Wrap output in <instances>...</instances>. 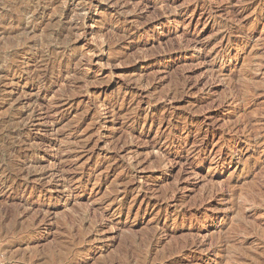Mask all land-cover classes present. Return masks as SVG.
<instances>
[{
	"label": "rangeland",
	"instance_id": "obj_1",
	"mask_svg": "<svg viewBox=\"0 0 264 264\" xmlns=\"http://www.w3.org/2000/svg\"><path fill=\"white\" fill-rule=\"evenodd\" d=\"M89 1L0 0V264H264V0Z\"/></svg>",
	"mask_w": 264,
	"mask_h": 264
},
{
	"label": "bare ground",
	"instance_id": "obj_2",
	"mask_svg": "<svg viewBox=\"0 0 264 264\" xmlns=\"http://www.w3.org/2000/svg\"><path fill=\"white\" fill-rule=\"evenodd\" d=\"M106 1V0H105ZM109 1V0H108ZM17 2V1H16ZM90 2V7H91V5H94V7H97V5L95 6V4H97V3H99V2H102V0H90L89 1ZM86 4V3H85ZM108 4V3H107ZM4 6H5V4H4ZM43 6H44V4H43ZM3 7V6H2ZM86 8H87V6H85ZM90 7H88L87 9H85V11H88V9L90 8ZM35 11H37V10H35ZM41 11H42V9H41ZM44 11V10H43ZM84 12V11H83ZM12 13H14V12H12ZM41 13V12H40ZM62 13V12H61ZM60 15V14H59ZM62 15V14H61ZM63 16H65V15H63ZM67 16H68V14H67ZM1 17V16H0ZM8 18V17H7ZM61 18V17H60ZM59 18V19H60ZM10 19H11V17H10ZM74 19V18H73ZM9 21V20H8ZM8 21H6V22H8ZM16 21H18V20H16ZM34 21V20H33ZM72 22H73V20H71ZM74 21H75V19H74ZM15 22V21H14ZM29 22V21H28ZM71 22V23H72ZM0 23H1V21H0ZM26 23V22H25ZM33 23V22H32ZM6 24V23H5ZM8 24H6V26H7ZM12 25V22H11V24H10V26ZM75 26V23L73 22V24H71V26ZM79 25V24H78ZM1 26V25H0ZM29 26V25H28ZM68 26H70V25H68ZM5 27V26H4ZM65 27H66V25H65ZM7 28V27H6ZM20 28V27H19ZM32 28V27H31ZM73 28V27H72ZM75 28V30H77V24H76V26L74 27ZM25 29V28H24ZM24 29H23V31H24ZM66 30V29H65ZM68 30V29H67ZM72 30V29H71ZM22 31V32H23ZM27 30L25 29V31L24 32H26ZM29 31V30H28ZM28 31H27V33H28ZM31 31V30H30ZM32 31H34V30H32ZM31 31V32H32ZM65 32V31H64ZM71 32V31H70ZM12 33H14L13 32V27H10L7 31H6V29L4 28V31H2L0 34H2L3 35V37H4V39L6 38L7 40L5 41V42H7L9 39L11 40V35L10 34H12ZM66 33H68V32H66ZM17 34H18V32H17ZM21 34V33H20ZM29 34V33H28ZM28 34H26V36L28 35ZM85 34V33H84ZM16 35V34H15ZM72 35H73V33H72ZM13 36V35H12ZM67 36V35H66ZM76 35H74L73 37H75ZM15 37V36H14ZM21 37V36H20ZM46 37V36H45ZM56 37V36H55ZM72 37V36H71ZM2 38V37H1ZM59 38V37H58ZM63 38H64V36H63ZM62 38V40H64ZM67 38V37H66ZM29 39V38H28ZM45 39H48V38H45ZM40 40V39H39ZM43 40V39H42ZM51 40V39H50ZM12 41V40H11ZM17 41H19V40H17ZM26 41V40H25ZM37 41V40H36ZM52 41V40H51ZM56 41V40H55ZM111 41V40H110ZM2 42H4V41H2ZM41 42H44V41H41ZM9 43V42H8ZM11 43V42H10ZM64 43H66V42H64L63 41V43L62 44H64ZM110 43V42H109ZM109 43H107L106 45L108 46V48H109ZM31 44V43H30ZM41 44V43H40ZM44 44V43H43ZM52 44V43H51ZM3 45V44H2ZM32 45V44H31ZM30 45V46H31ZM41 46V45H40ZM49 46V45H48ZM42 47V46H41ZM34 48V47H33ZM49 49V48H48ZM46 50H47V48H46ZM52 50V49H51ZM51 50H49V51H51ZM64 50V49H63ZM63 50H62V52H63ZM52 52V51H51ZM53 52H54V50H53ZM56 52V51H55ZM57 54V53H56ZM46 55V54H45ZM64 55V54H63ZM50 56H52V55H50ZM59 56V55H58ZM62 56V55H61ZM64 57V56H63ZM68 58H69V55L67 56ZM42 58V57H41ZM47 58V57H46ZM43 59H45V58H43ZM67 59V58H66ZM71 59V58H70ZM96 60V59H95ZM39 61V60H38ZM43 61V60H42ZM47 61V60H46ZM52 61H53V59H52ZM60 61H61V59H60ZM97 61H98V64H99V60L97 59ZM96 61V62H97ZM42 63V62H41ZM40 64V63H39ZM50 64V63H49ZM48 63H44V67H43V69L44 70H41V71H37V72H35V74H34V77H33V80H29V84H31V86L32 87H34V89L36 90V94L35 95H33V97H32V101L33 102H39V97H38V95H39V93L41 92V91H45V90H48V83L50 82V81H52V82H54V81H57V78L55 77V76H53L52 74H49L48 72H47V69L48 68H51V66L49 65ZM62 64V63H61ZM53 65H54V63H53ZM63 66V65H62ZM66 68H68V67H66ZM65 70V69H64ZM63 70V71H64ZM72 70V69H71ZM3 71V70H2ZM59 71V70H58ZM26 72V71H25ZM51 73V72H50ZM70 73V72H69ZM66 76H68V75H66ZM69 76H71V75H69ZM73 102V101H72ZM71 105V104H70ZM24 115L25 114H21V116H20V118H19V120H18V127L20 128V131L19 132H17V133H14V137H18L17 139H19V142L17 143L16 142V144L15 145H13V146H11L10 147V150H11V153H12V155L13 154H16L15 155V158L17 159V160H20L21 158L23 159L24 158V156H23V154L21 155L20 153H19V151L20 150H22V148H23V144L25 143V141H23L24 139H22L21 138V135L24 133V131L28 128V120H29V118L27 119V118H25L24 117ZM59 120H57V121H51V127H53L54 125H57V122H58ZM13 123V122H12ZM9 127V126H8ZM11 127V126H10ZM7 128V127H6ZM8 129V128H7ZM15 129V128H14ZM19 130V129H18ZM10 131V130H9ZM13 131V130H12ZM12 131H10V132H12ZM8 134V133H7ZM12 137V136H11ZM5 138V137H4ZM25 138V137H24ZM3 140V139H2ZM12 140V139H11ZM9 141V140H8ZM7 142V141H6ZM26 144V143H25ZM11 145V144H10ZM29 145V144H28ZM2 147V146H1ZM8 147V146H7ZM25 149V148H24ZM29 149V148H28ZM16 151H18L17 153H16ZM23 151V150H22ZM9 152V151H8ZM21 152V151H20ZM36 152V151H35ZM22 153V152H21ZM10 154V153H9ZM25 154V153H24ZM27 154V153H26ZM37 154V153H36ZM7 155V154H6ZM35 155V154H34ZM7 157V156H6ZM8 157H9V155H8ZM3 158V157H2ZM11 158V157H10ZM7 159V158H6ZM5 159V160H6ZM15 159V160H16ZM2 160V159H1ZM8 160V159H7ZM14 160V159H13ZM12 162V161H11ZM3 163V162H2ZM1 163V164H2ZM9 163V162H8ZM0 164V165H1ZM8 166V165H7ZM11 167V166H10ZM19 167V166H18ZM3 168H5V167H3ZM26 168V167H25ZM12 169V168H11ZM15 169V168H14ZM24 169V168H23ZM26 170H28V169H26ZM12 170H7L6 171V173H4L5 175L3 176V180H1L0 181V187L2 188V189H8V195H10V194H12V193H14V192H16L17 190H20L21 188H22V184L20 183V180L22 179V175H23V172H22V168L20 169H17L16 168V173H13V172H11ZM15 172V171H14ZM26 173H27V171H26ZM54 175H56L57 176V179H54V180H51V178H49L50 180H48V182L46 183L47 185L48 184H51L52 186H54L55 188H59V186H61V185H65V184H68V177H66L65 175V170H64V168L62 169H59V170H57L56 172H54L53 173ZM65 174V175H64ZM29 175H30V173H29ZM1 176H2V174H1ZM43 176V175H42ZM53 176V175H52ZM51 176V177H52ZM26 179H27V177H26ZM53 179V178H52ZM28 181V180H27ZM26 182V181H25ZM44 182H46V181H44ZM70 182V181H69ZM47 185H43L42 183H41V185H40V189L38 190V191H42V190H44V189H49L50 190V188H49V186H47ZM15 187L14 189L13 188H10V187ZM26 186V185H25ZM121 186H123L124 188H126V186H127V183H121ZM26 188V187H25ZM31 188V187H30ZM29 188V189H30ZM25 190V189H24ZM124 190V189H123ZM4 192V191H3ZM29 192V191H28ZM115 192V191H114ZM119 192V191H118ZM30 193V192H29ZM117 194V193H116ZM16 196V195H15ZM27 209V208H26ZM18 229V228H17ZM17 231V230H16ZM5 233V232H4ZM7 234V233H6ZM6 234H5V237H6ZM14 234V233H13ZM8 235V234H7ZM10 236V235H9ZM13 236V235H12ZM11 237V236H10ZM1 239V238H0ZM2 239H4V238H2ZM1 239V240H2ZM7 239V238H6ZM5 240V239H4ZM242 243V242H241ZM244 243V242H243ZM137 245V244H136ZM146 247V248H145ZM144 248L147 250V248H148V246H144ZM144 248L143 249H140L138 252H136V249H133V251L130 249V248H128L127 246L126 247H124L123 249H121V251H120V253L123 255V257L125 258V259H130V260H133L135 257L137 258V260L135 261V264H145L146 263V259H144L143 258V256H141V254H145V250H144ZM149 249V248H148ZM132 251V252H131ZM143 251H145V252H143ZM139 255L142 257V258H139ZM147 255H148V253H147ZM146 255V256H147ZM121 258V257H120ZM123 259V258H122ZM119 260V259H118ZM118 260H112V261H110V260H108L107 262L105 261V260H103V259H100L99 261H97L96 262V264H122L121 262H120V260H119V262H118ZM110 261V262H109Z\"/></svg>",
	"mask_w": 264,
	"mask_h": 264
}]
</instances>
